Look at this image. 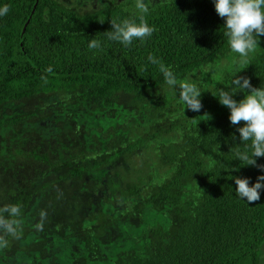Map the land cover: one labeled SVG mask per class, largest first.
Wrapping results in <instances>:
<instances>
[{"label":"trees","instance_id":"16d2710c","mask_svg":"<svg viewBox=\"0 0 264 264\" xmlns=\"http://www.w3.org/2000/svg\"><path fill=\"white\" fill-rule=\"evenodd\" d=\"M144 2L155 31L126 47L106 32L139 23L135 0H0V207L22 221L0 264H264V189L248 204L234 179L264 171L236 158L218 100L248 94L237 76L264 88V36L243 65L213 0ZM149 55L197 85L199 112Z\"/></svg>","mask_w":264,"mask_h":264},{"label":"clouds","instance_id":"9594fccd","mask_svg":"<svg viewBox=\"0 0 264 264\" xmlns=\"http://www.w3.org/2000/svg\"><path fill=\"white\" fill-rule=\"evenodd\" d=\"M217 15L224 20V36L232 53L238 54L239 63L247 65L250 54L259 46V37L264 36V0H213ZM135 9L139 13V23L124 19L121 22L110 21L111 31L106 32L109 40L117 41L124 46H130L133 41H145L151 37L155 29L147 23L144 14L149 12L144 0H135ZM8 5L0 7V17L7 15ZM89 49H99L100 41L93 38L88 43ZM153 64L159 65L166 84L170 88L179 89V100L188 110L199 112L203 105L200 100L201 91L197 85L189 80H178L170 68L156 60L152 55L148 57ZM48 72L52 69L49 67ZM233 84L240 90H246L247 95L239 102L233 99L234 93L221 89L218 94L219 103L230 110L228 117L231 125L237 126L239 140L245 144V150H237L236 158L243 166H254L264 171V165H258L256 158L264 157V88L253 87L250 79L237 76ZM215 96V95H214ZM217 97V96H216ZM243 124V126H239ZM250 142V144L248 143ZM236 195L253 204L260 200V190L264 189V175L257 177L254 184H249V178L236 177ZM7 214V217L5 216ZM40 222L35 225L42 230L43 221L47 217L44 210L40 212ZM21 209L17 205L0 207V249L7 247L6 236L19 238L22 221Z\"/></svg>","mask_w":264,"mask_h":264},{"label":"rangeland","instance_id":"374dc122","mask_svg":"<svg viewBox=\"0 0 264 264\" xmlns=\"http://www.w3.org/2000/svg\"><path fill=\"white\" fill-rule=\"evenodd\" d=\"M72 1H76L79 4H90V0H72ZM152 1H155V0H152ZM21 106H22L21 104L18 105V106H15V105L12 106L11 105V107L8 108V109H5L4 112L7 113V111H12L14 113H20L21 112L20 110H22L21 109ZM47 132H49V130H47ZM13 261H14V258H8V259H6V263L7 264L12 263Z\"/></svg>","mask_w":264,"mask_h":264},{"label":"water","instance_id":"95a60500","mask_svg":"<svg viewBox=\"0 0 264 264\" xmlns=\"http://www.w3.org/2000/svg\"><path fill=\"white\" fill-rule=\"evenodd\" d=\"M38 2V1H37ZM36 7H37V3L35 4V6H34V8H33V10H32V13H31V15H30V17H29V19L27 20V22H26V24H25V26H24V30L26 29V27H27V25L29 24V22H30V20H31V18H32V14L35 12V10H36ZM23 30V31H24Z\"/></svg>","mask_w":264,"mask_h":264}]
</instances>
